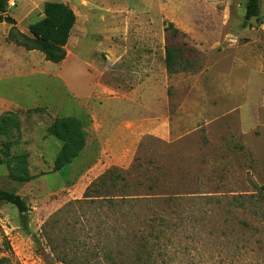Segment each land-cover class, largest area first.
<instances>
[{"label":"rangeland","instance_id":"374dc122","mask_svg":"<svg viewBox=\"0 0 264 264\" xmlns=\"http://www.w3.org/2000/svg\"><path fill=\"white\" fill-rule=\"evenodd\" d=\"M13 1L6 14L26 33L47 0ZM56 1L76 15L60 63L7 41L10 24L0 22V188L19 194L28 208L20 213L0 202V258L12 264L85 258L89 264H264V0L246 24V0ZM169 22L179 33L165 30ZM166 46L175 50L173 71L165 67ZM132 105L142 120L149 111L158 116L157 132L126 140L120 132L114 150L103 151L99 131L113 135V116ZM69 116L78 120L84 146L55 171L62 141L49 127ZM109 152L122 165L111 162L113 155L108 160ZM134 161L146 169L132 183L147 185L153 176L160 200L135 204L124 222L108 218L105 236L75 253L72 245L84 241L93 210H105L75 200L107 168L130 169ZM148 206L167 225L159 249L149 237L156 231L144 227ZM58 214L46 228L67 261L42 233ZM144 242L150 254L143 253Z\"/></svg>","mask_w":264,"mask_h":264},{"label":"trees","instance_id":"16d2710c","mask_svg":"<svg viewBox=\"0 0 264 264\" xmlns=\"http://www.w3.org/2000/svg\"><path fill=\"white\" fill-rule=\"evenodd\" d=\"M7 1L0 0V22H6L10 24V28L6 35V40L14 43L17 46H21L26 50H37L43 54L45 60L60 63L66 57L65 45L68 41L71 29L75 23L76 15L73 9L66 3L56 0H47L42 5V17L37 21L31 23L27 27V32L21 31L16 26V21L13 17L6 14L7 11ZM260 13V0H246L244 4V20L243 24L248 23L251 18L257 17ZM165 30L168 28L173 29L172 33L177 34L179 30L174 27V25L169 22L164 27ZM174 49L169 46L165 48L164 63L168 71H173L172 68V53ZM50 132L59 140L62 141L60 150L55 156L53 169L55 171L60 170L66 163L70 162L73 158L79 156L81 152L85 137L83 131L80 129L78 120L73 117H63L55 119L53 124L49 127ZM137 160V159H135ZM146 169L140 161H134L130 169H122L116 166L107 168L102 174L92 180L85 188L82 199H77L75 202L87 201L88 203L96 204L99 203L100 206L105 207V210L94 211L95 215L89 218L86 223L87 227L84 233L85 239L75 240L73 243L75 253L79 250L89 248L90 242L96 236L101 234H106L104 231L111 229L107 219L110 217H116V219L127 220L130 218L132 212H135V204H141L146 202H154L160 200L158 194L154 192L155 186L158 180L153 176L147 178L149 184L146 185L145 182L133 181V174L137 173L140 169ZM134 174V175H135ZM261 200L264 201V186L261 188ZM144 193H141V192ZM157 200V201H155ZM162 201H167L163 199ZM0 202L9 203L17 208L20 213H25L28 208L25 200L17 193L9 191L7 189L0 188ZM149 219L144 220V227L146 229L152 228V231H156L155 234H150L152 238L154 248H161L160 239L165 236V233L161 236L167 229L165 223V218L163 216H153L150 211L152 206H148ZM127 208V209H126ZM67 210V209H66ZM128 210V211H127ZM60 217V214L54 215V217L47 222L42 230L43 237L48 241L49 247L55 254L58 251L57 244L54 243L52 233L49 229V225L56 222ZM170 226V225H169ZM47 227V228H46ZM155 229V230H154ZM86 239H89L87 242ZM62 244L59 246L64 248L68 242L67 240H62ZM57 242V240H56ZM141 248L144 253H149L148 245L146 242L141 243ZM135 253H138L135 251ZM59 258L58 254H56ZM109 260H112L110 255H107ZM60 261H67L65 258H59ZM73 259H80L74 257ZM137 259V256L134 257ZM113 261V260H112ZM111 261V262H112ZM3 262L7 264H12L7 257L0 258V264ZM89 260L85 258L79 264H89ZM113 263V262H112ZM145 264H148L146 262ZM155 264V262L151 263Z\"/></svg>","mask_w":264,"mask_h":264},{"label":"crops","instance_id":"0c3cea01","mask_svg":"<svg viewBox=\"0 0 264 264\" xmlns=\"http://www.w3.org/2000/svg\"><path fill=\"white\" fill-rule=\"evenodd\" d=\"M69 37H70V35H69ZM68 42H69V38H68V41L65 45V48L67 47ZM67 56L68 55H67V49H66V57ZM116 89H119V88H116ZM141 114H142L141 110L137 109L136 107H134V105H132V106H130V110L126 111L124 114H118L117 117L113 116L114 119L112 121L113 124L111 123V126H117L114 134L111 136H107V135H104L103 129H102V131L101 130L99 131V134L102 136V138L100 137V139H99L101 148L104 145L102 150L103 151H105V150L107 151L108 149L114 150V146L116 145V142L118 140V137H115V134H118L120 132H122L121 134H124L125 140L129 139L131 137H134L136 135L142 134V133H154V132L156 133L157 130H155V129L159 123L158 122V116H155V114H153V113L151 114V111H149L148 114L146 115L147 118L142 120ZM159 118L161 119V117H159ZM100 122H101V120H100ZM105 123L107 124V122H105ZM160 137L161 138L167 137V132L166 133L163 132V134H160ZM87 145H88V143L86 144L84 150H86ZM115 149L119 150L118 147H116ZM109 155H113L112 161H111V159L108 158ZM114 156H116V154L114 155L113 153L109 152L107 155V158L113 164L122 165L123 160H120L118 157L114 158Z\"/></svg>","mask_w":264,"mask_h":264},{"label":"built area","instance_id":"2783aa9c","mask_svg":"<svg viewBox=\"0 0 264 264\" xmlns=\"http://www.w3.org/2000/svg\"><path fill=\"white\" fill-rule=\"evenodd\" d=\"M15 5L14 1L13 0H8L7 1V8L8 7H13Z\"/></svg>","mask_w":264,"mask_h":264}]
</instances>
